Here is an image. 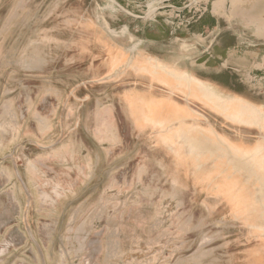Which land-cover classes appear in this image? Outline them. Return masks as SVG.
Instances as JSON below:
<instances>
[{
  "label": "rangeland",
  "instance_id": "374dc122",
  "mask_svg": "<svg viewBox=\"0 0 264 264\" xmlns=\"http://www.w3.org/2000/svg\"><path fill=\"white\" fill-rule=\"evenodd\" d=\"M218 1L0 0V264H264V122L190 97L201 82L264 121V24L237 13L236 72L179 54ZM160 99L186 115L157 125Z\"/></svg>",
  "mask_w": 264,
  "mask_h": 264
},
{
  "label": "crops",
  "instance_id": "0c3cea01",
  "mask_svg": "<svg viewBox=\"0 0 264 264\" xmlns=\"http://www.w3.org/2000/svg\"><path fill=\"white\" fill-rule=\"evenodd\" d=\"M237 13H243V17L240 19L255 21L257 26L262 28L264 0H219L215 2L213 9L207 15L202 14L195 22L197 25L202 24L203 20L210 16L213 21L212 25L196 31L189 29L186 34L195 46H192L194 52L187 57L192 65L219 66L220 69L224 68L235 72L243 68V64L238 63L236 58L240 53L244 55L242 59L247 56V53L242 50L246 43L245 29L247 28L245 26L239 28V25L237 27L234 24L235 20L238 21ZM255 35L254 33L250 34V36ZM166 38L169 42L179 39L173 32H170ZM258 40L261 41V38Z\"/></svg>",
  "mask_w": 264,
  "mask_h": 264
},
{
  "label": "bare ground",
  "instance_id": "6f19581e",
  "mask_svg": "<svg viewBox=\"0 0 264 264\" xmlns=\"http://www.w3.org/2000/svg\"><path fill=\"white\" fill-rule=\"evenodd\" d=\"M155 5V4H153ZM110 7V6H109ZM156 7V5H155ZM150 8V7H149ZM100 9V8H99ZM115 11V10H113ZM100 19V17H99ZM103 25V24H102ZM194 51V49L191 46H185V45H181L179 48V54L180 56H183L185 58L188 57V55L190 53H192ZM119 63H123V59H120L119 62H117L115 64L114 68L119 67ZM136 61H129L128 65L130 64H135ZM196 65V64H195ZM144 71L146 69L143 68ZM148 72V70H146ZM152 75L154 76L155 80H157L158 82L168 86V87H172V84L174 81H179L181 84L185 83L189 86H192L195 82L197 83V81L195 80V78H193L192 75L190 74H178L175 72H171L168 71L166 69L165 66H153L152 69ZM198 86V92H196L195 90L191 89V94L190 97H194L197 96L199 94V96H201L202 98L208 100V101H212L215 103H218L219 108L222 109L224 112L226 111H234V113H232V117L234 120L239 121V122H244V123H256V124H261L264 121L262 120L261 116L258 115V113L249 110L248 108H237L234 109L235 106H233L232 103H228L225 102L220 96H218L215 91H213L210 87H207L206 85H204L203 83L199 82L197 83ZM149 102H155V101H150L148 100L146 103L147 106V112L151 113L153 112L155 115V117L159 116L160 118H162V120H159L157 123V125L159 126H165L168 125V123H173L177 118L178 119H182L186 114H184V109L177 106L176 104L172 103L171 101H164V100H157L153 105H150ZM189 112V111H188ZM191 114V113H189ZM184 140L189 141L190 142V146L193 150V152H197L200 148L198 143L195 140H192L190 138H186L183 137ZM241 151L240 150H235L236 154H239ZM243 155H247L246 153H243ZM258 174H259V178H264V171L263 169L259 166L258 168ZM263 176V177H262ZM223 179V178H221ZM221 186V190L220 192L223 193V195L228 199L229 203H231L232 208L234 209L235 213L239 216H243L244 218H246L245 222H249L252 217L250 214V209L248 208L246 202L243 199V195L242 194L244 191L240 190L239 188H237V185L235 184H229L228 186L225 183H221L218 182ZM217 183V184H218Z\"/></svg>",
  "mask_w": 264,
  "mask_h": 264
}]
</instances>
